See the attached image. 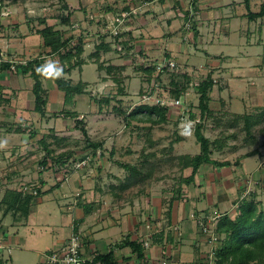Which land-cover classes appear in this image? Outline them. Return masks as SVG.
I'll use <instances>...</instances> for the list:
<instances>
[{
    "label": "rangeland",
    "instance_id": "obj_1",
    "mask_svg": "<svg viewBox=\"0 0 264 264\" xmlns=\"http://www.w3.org/2000/svg\"><path fill=\"white\" fill-rule=\"evenodd\" d=\"M191 1L0 0L1 61L13 59L21 64L37 58L43 52V39L37 31L53 26L55 30L62 31L66 37L75 36L73 45L77 44L79 37L84 36L86 45L82 58L86 64L64 76L73 84L82 81L88 85L87 94L75 96L71 102L66 103L65 94L59 92L46 75L43 81L48 92L49 103L46 108L47 117L42 118L36 112L26 110L30 104L34 105V97L31 93L32 79L19 73L18 78L14 76L15 74L12 75L18 71L15 67V69L9 70L10 75L15 77L13 79L20 81L21 88L14 90L15 87H12L14 92L10 99H6L8 102L3 101V98L0 100V123H9L7 120L11 118L15 121L11 124L18 127L25 122V126L34 127L39 135L30 139L29 133L19 135L9 131L7 126L0 125V202L5 196L8 186L24 192L30 191L31 186H40L37 184V180L42 173L49 176L52 184L50 185L51 191L43 190L42 196H47L44 198V203L38 205L37 199L34 202L35 206L38 205L39 212L46 217L43 220L46 221V224H50L49 226L42 225L43 230L34 225L13 227L9 226L13 217L9 215L4 218L10 228H8V232L4 233V236L0 234V241L4 247L10 245L12 251L9 254L7 249H3V254H1L4 258H12L7 261L8 264H46L47 251L45 250H50V247L41 241L50 239V229L55 228L51 224L62 216L61 213H58L54 214L55 220L53 217L50 218V213L53 208H56L54 204L56 206L57 204L55 202L52 204L48 200H51L50 196H59L58 184L64 181V176L68 173L62 172L64 175H61L60 181L59 171L51 167V163L46 169H43L40 162L45 153L38 140L42 136L49 135L48 142L57 154L67 150L81 153L85 142L83 133L76 127V121L64 117L63 110L77 112L78 119L84 120L90 138L103 143V149L98 151L96 157L91 155V151H86L85 153L89 154L86 164L69 168L71 173L83 172L87 178L90 177L89 181H97V188L101 191L94 193L99 197V200L105 197L103 195L111 196L112 199H109L108 196L105 197V200L100 201L102 211L112 205L115 209L116 200L118 203L123 200L121 198L132 201L136 199L135 196L142 197L140 202L146 205L147 200L143 199V195L154 191L152 189L154 187L158 189L160 198L162 193L163 196H167V193L174 189L180 174L182 176L185 173L180 170L178 165L173 164L174 162H170L171 158L187 154L195 155L200 152V145L196 142L193 134L195 120L190 118L191 113L200 118L199 95L191 87L187 94L178 101L173 94L176 87L172 86L171 81H180L179 86L182 87L185 81L182 77L183 74L190 76L191 83L203 80L209 73L213 74L216 86L211 93L210 106L215 115L212 119L207 120L204 134L212 141L220 138L222 134L225 137L232 135V138L229 139L224 149L220 151L214 149L212 158L222 162L235 163L241 156L254 150L259 151L258 155L249 157L248 168L244 169L252 175V178L248 177V179L257 183L255 195L257 196L258 191L263 189L256 178L259 179L260 176L257 169L260 166L264 169V119L261 118L264 111V20L261 19L254 23H249L247 19L242 20L239 15L247 12L244 0H236L242 2V7L237 9V17L233 16V13L228 9L216 13L218 17L221 15L225 19L220 25L214 24V18L217 16L213 17L210 13L207 16L202 11L197 14L196 27L201 30V25L204 26V28L202 27L203 35L199 36L201 38L199 40L198 36L195 37L191 23V27H188V23L185 21L184 12L189 10ZM207 1L206 3H208ZM220 1L225 2L226 0ZM263 1L253 0L252 11H258ZM63 4L68 5L72 12L71 25L61 23V16L63 14L67 16L70 11L63 10ZM127 7L132 14L122 18L121 15L128 12L125 10ZM205 7L204 5L203 8ZM232 17L236 19L226 20ZM118 33L127 34L120 39V43H116L113 38ZM130 33L131 37L135 39L134 41L128 36ZM218 33L219 36L216 37ZM100 34L104 35L105 41L112 48V51L101 54L102 60L107 65L111 64L122 68L120 72L124 88L122 95H118V87L112 80V76L108 75L106 71L100 70L95 58L91 57L95 46L101 41ZM224 34H229V36L224 37ZM140 35L146 42L144 51L147 53L141 54L134 50L135 48L129 51L123 49V43L126 42L129 43V46L135 47L133 43L138 44ZM166 50L171 54V62L175 64V68H169L160 77H157L161 71L159 69L163 66L161 64H163ZM2 54L4 58L1 56ZM45 56H47L45 65L49 61H55L59 67L62 66L58 55ZM149 66H157L150 81L149 76L144 72V69ZM5 71L0 70V74ZM156 77L159 78L158 81H155ZM25 88L27 91L21 92ZM153 90L154 93L151 94ZM19 91L23 93L19 102L22 108L18 112H13L11 102L16 104L14 100H19ZM107 95L114 96L115 99L109 106L99 107L94 99L98 100ZM116 100H121L122 103L120 104ZM158 100L161 101L160 104L169 107L168 122L165 124L153 125L148 121L135 120L127 125L123 117L114 109L115 106H121L129 112L140 104L152 105L158 103ZM233 114H250L255 119L257 117L261 119L252 129L253 141L246 140L247 134L243 130V121H240L236 128H228L229 123L233 121L231 119ZM6 118H8L6 121L3 120ZM187 128L191 134H186ZM52 134L61 140H55L51 136ZM177 135L183 138L181 140L183 142L175 143L171 147V143ZM121 163L137 166L144 173L151 171L153 176L131 190L125 192L113 190L112 186L118 188L129 175L127 170L119 166ZM225 168L227 167L221 168V172ZM224 182L225 180H222V183ZM193 183L194 181L190 184ZM111 193L112 195L120 194V198L116 199ZM168 198H170L169 195ZM236 211H233V217L236 215ZM137 213L140 216L138 220L140 224L147 220L143 210L140 212L135 209L134 216ZM150 214L152 216V212ZM32 216L35 215L32 214ZM4 219L2 211H0V220ZM76 233L74 232L73 235ZM41 235L46 238L38 237ZM73 235L70 233L68 237L71 238ZM3 239L5 241H2ZM7 240L8 242H6ZM17 241L21 246L16 244ZM41 250L45 253L38 256L37 253Z\"/></svg>",
    "mask_w": 264,
    "mask_h": 264
},
{
    "label": "trees",
    "instance_id": "obj_2",
    "mask_svg": "<svg viewBox=\"0 0 264 264\" xmlns=\"http://www.w3.org/2000/svg\"><path fill=\"white\" fill-rule=\"evenodd\" d=\"M198 1L199 0H192L190 2L189 10L184 12L185 21L186 23H191L195 37H197L199 33L195 25L197 13L199 11ZM252 1L253 0H244V5L247 11L244 17L249 23H254L261 19L264 20V1L261 3L259 10L256 12L252 11ZM62 9L66 11L70 10L66 4H63ZM125 10L129 12L128 7ZM71 15V10L67 16L63 14L61 16V23L71 25ZM37 32L43 39V52H41L37 58L27 62H22L21 64H18V61H14L13 59L2 61L0 59V70L5 71L15 67L18 70L17 73L23 74L24 76H28L32 79V94L34 97L33 111L39 114L42 118H46V108L49 103V96H47L48 92L43 81L46 75L56 86L57 90L65 94L66 103L71 102L75 96L87 94L88 85L86 83L79 81L77 84H73L72 81L67 80L64 76L71 73L74 69L81 68L84 64H86V61L82 58L86 44L84 36H81L79 37L77 44L73 45L74 40L76 39L75 36L66 37L62 31L55 30L53 26L46 27L43 30H38ZM125 35L127 34L123 35L120 33L113 38L116 43H120V39ZM99 37L101 41L95 46V51L91 54V57L95 58V62L97 63L100 70H104L108 73V75L112 76V80L118 87V95H122L124 92L122 85L123 80L120 73L122 68L112 66L111 64L107 65L106 62L102 60L101 54L112 51V48L111 45L105 41L104 35L100 34ZM132 47L133 46H129L128 42L123 43L124 50H132ZM45 55H58L60 57V64L62 65L61 68L63 71L59 77H54L43 71V67L45 66L47 58ZM1 56L4 58L3 54ZM170 61L171 54L168 53L162 62L164 66L157 77H160L169 69ZM156 69L157 66H149L144 69V72L149 76V81L155 74ZM157 77L155 78V81L159 80ZM182 77L185 79L182 87L179 86L180 81H171L172 86L176 87L173 94L176 98V101H178L187 94L191 87L194 88L199 95L198 109L200 112V118L198 116L197 118L193 113L190 114V118L195 120V124L193 125V134L196 142L200 145V152L195 155L187 154L178 158H171L170 162H174L173 164L178 165L180 170L187 168L193 169L191 176L188 178H183L180 176L178 180L179 187H181V182L185 184L192 183L200 167L203 165L210 164L215 168L230 166L231 163L229 161L222 162L214 160L212 155L214 149L219 151L224 149L227 146L229 139L232 138V135H227L225 137L224 134H222L220 138L212 141L204 134L207 120L212 119L215 115V112L210 106L211 93L216 86V81L213 78V74L209 73L206 78L196 83H191V78L187 74H183ZM152 93H154V90L151 92V94ZM113 99H115L114 96L107 95L98 100L94 99V101L99 107H102L104 105L109 106ZM2 100L8 102L6 98H3ZM116 101L120 104L122 103L121 100ZM114 109L119 113V115L123 117L127 125H130L131 122L135 120L139 122L148 121L153 125H160L168 122L169 107L160 104V102L154 103L152 105L145 103L140 104L129 112L125 111L121 106H115ZM62 115H64L66 118L75 120L76 127H78L83 133L85 140L83 151L79 153L75 150H67L57 154L56 150H54L51 144L48 142L49 135L42 136L38 142L42 146L45 154L40 162V165L43 167V169H46L49 163H51V167L55 168L57 171H63L69 174V168L75 167L77 163H86L89 157V154L85 153L86 151H91V155L96 157L99 153L98 151L103 149V143L90 138L86 130L84 120L78 119L79 114L77 112L63 110ZM261 115V118L264 119V111ZM257 118L255 119L250 114H233L231 118L233 121L229 123L228 128H236L238 123L243 121V130L247 134L246 140L248 141V139H251L253 141L254 137L252 135V129L261 121L260 118ZM0 125L7 126L9 131H13L17 134L29 133L30 139H34L39 135V132L34 127L29 128L27 126L21 125L17 127L14 124L2 122ZM51 136L54 137V134ZM54 138L57 141L61 140L58 137ZM182 139L183 138L181 136L177 135L176 139H174V141L171 143V147H173L175 143L180 142ZM258 154L259 151L254 150L251 153L241 156L240 159H246ZM119 166L127 170L129 175L125 181L118 186V188L116 186H112L113 190H120L122 192L131 190L135 186L145 183L153 176V172L149 171L144 173L141 168L131 164L121 163ZM41 183H43V181H41ZM246 188L247 187L245 186L243 193H241V196L238 199L236 215L234 217L230 214L221 215L215 226V233L219 237V241L215 250V264H264V203L263 201L259 200V195L256 196V193L245 195ZM31 191L32 192H24L15 188H8L5 196L0 202V211H2V217L6 218L10 215L13 217V225H26L30 215L31 207L34 205L35 200L42 195V187L34 186ZM35 191H37L36 194L33 193ZM176 191L178 193H175L173 198H171L168 202V218H170L169 216L171 215L172 203L174 200H177L180 197V188H178ZM85 211L86 215L91 213V206L86 205ZM1 222L2 220H0V224ZM8 228V226L6 227L1 225L0 234H3L4 236V233L8 232ZM122 247H129L134 253L138 254V257H143L141 248L136 242L126 239L119 245V248ZM95 260L104 262L106 264H115L111 253L108 255H99L95 257ZM7 261L8 260H6L4 257L0 256V264H6Z\"/></svg>",
    "mask_w": 264,
    "mask_h": 264
},
{
    "label": "crops",
    "instance_id": "obj_3",
    "mask_svg": "<svg viewBox=\"0 0 264 264\" xmlns=\"http://www.w3.org/2000/svg\"><path fill=\"white\" fill-rule=\"evenodd\" d=\"M206 1L207 0L198 1V13L202 11V13L207 16L210 13L211 16L216 17L218 15L216 13L228 9L233 13V16L237 17V9L242 7V2L236 0H226L225 2L220 0H208V3H206ZM204 5L206 6L205 8H203ZM244 15L245 14L239 15V17L244 20L246 19L243 17ZM231 19L236 18L232 17L226 20ZM223 21H225V19L221 15L214 18V24L217 23L220 25ZM202 27L204 28L203 24L201 25V30L197 27V31H201L198 33V37L203 35L202 31L204 30H202ZM128 36L131 37V33L128 34ZM218 36L219 33L216 37ZM223 36L227 37L229 34H224ZM200 39L199 37V40ZM134 40L135 39L132 38V41ZM137 43L138 44L135 43L136 45L133 43L135 46L133 49L135 48L134 50L139 51L141 54L144 53V47L146 48L144 44L146 42L142 35H140ZM166 51L164 58L168 54V50ZM8 74H11L9 70L0 74V99H9L16 88H21L20 81L13 79L15 78L14 76L18 78L19 74L12 73V75L15 74L14 76H9ZM12 87H15L14 90ZM26 89L27 88L21 92H26ZM21 92L19 91V100H14L16 104L11 103L13 112H18V110L22 108L21 105H19L23 94ZM33 109L34 105L31 104L26 107V110H32V112ZM7 119L8 118L3 120L6 121ZM7 122L14 123L15 121L10 118ZM22 126H25V122L22 123ZM182 142L183 141H181V143ZM248 161L249 158L237 160L235 163L231 162V165L222 172L221 168H215L213 165H203L195 176L193 184L181 182V187H179L177 183L174 189H172L170 193H167V196H163L164 194L162 193L161 198L158 196V194H160L158 193V189L154 187L152 188L154 191L147 192L143 195V199L147 200V202L145 201L146 205L144 203L141 204L140 201L142 197L135 196L136 199L132 201L121 198L123 200L120 203H118V200L114 203L117 208H115L116 210L112 205L105 211L101 210L100 201L102 199L105 200V197L108 196L109 199H112L111 196L109 194L108 196L103 195L104 192H102L103 194H101L105 197H101L102 199L99 200V197L94 193L101 191L97 188L96 180L89 181L90 177L87 178L83 172L79 174L70 172L68 175H65L66 177L64 176V181L58 184L59 190L57 192L59 196H50L51 200H48L51 201L52 204L54 202L57 204V206L54 204L56 208H53L50 213V218L53 217L55 220L54 214L58 213H61L62 216L58 217L60 219H56L55 222L53 221L51 224L55 228L50 229V239L47 238L48 240L46 239L41 242L50 247V250H45L47 254H49L52 252L51 250H58L64 246L70 239V237H68L70 233L73 235L74 232H77L76 234L81 236L82 249L86 258H94L99 255H108L111 253L115 264H161L163 261H166L167 264H215L214 260L211 258V253L214 249L216 250L217 244H211L209 237L202 233L198 220L200 217H208L214 212H219L221 215H232L233 211H236L238 199L246 186L247 181L245 182V180L252 176L250 172H246L245 170L248 168ZM235 169H238V171ZM192 171V168L184 169L183 172L185 175H182V177L188 178L191 176ZM62 172L63 171H59L58 173L60 174V181L61 175H64ZM183 172L180 173L183 174ZM257 172L260 176L259 179L256 178V181H258L261 188H263L258 191V198L264 203V169L260 166ZM222 180H225V182L222 183ZM37 181V184L42 187V193L43 190L46 192L51 191L50 185L52 184V180L49 179L47 174H40ZM41 181H43V183H41ZM8 188L12 187L8 186ZM32 188L34 187L31 186V189ZM178 188H180V197L172 203L171 215L169 216L170 218H168V202L173 198L176 192L175 189L177 190ZM26 189L29 190L28 188ZM142 192L144 191L142 190ZM115 194L116 193L112 195L111 193L113 197L119 199L120 194ZM168 195L170 198H168ZM46 197L47 196L41 195L37 198L36 201L39 203L38 205L43 204L45 201L44 198ZM127 203L129 204L127 205ZM38 205H33L31 207L26 225H13V221H11L9 226L26 227L28 225H34L40 228V230L44 229L42 225L49 226L50 224H46V221L43 220L46 219V217L39 212ZM86 205H90L92 208L91 213L88 215L85 214ZM142 206H145V208H142ZM135 209H138L140 212L143 210L147 216V220L143 223L141 222L142 224H140V221L138 222L140 217L138 213L134 216ZM151 212L152 216L150 214ZM32 214L35 216L33 217ZM40 222L45 224H41ZM148 224H152L153 226L151 232L147 229ZM1 225L7 227L5 219L1 222L0 228ZM38 237L46 238L43 235ZM126 239L136 242L140 246L143 257H138V254L134 253L129 247L119 248L121 242ZM146 240H149V247L143 246V242ZM2 241L5 240L3 239ZM6 242H8V240ZM16 244L21 246L19 241H17ZM9 247L12 249L10 245ZM45 251L41 250L37 255L42 256ZM6 259L10 261L12 258L6 257Z\"/></svg>",
    "mask_w": 264,
    "mask_h": 264
},
{
    "label": "built area",
    "instance_id": "obj_4",
    "mask_svg": "<svg viewBox=\"0 0 264 264\" xmlns=\"http://www.w3.org/2000/svg\"><path fill=\"white\" fill-rule=\"evenodd\" d=\"M128 14L130 15V14H132V12L131 11L130 12H124L121 15V17L126 18L128 16ZM187 25L189 27L190 23H188ZM161 65L164 66V64H161ZM163 66L161 67V69H159V67H158V69L162 70ZM169 68H172V69L175 68V64L171 61L169 62ZM158 102H161V101L158 100ZM162 105H164V104H162ZM185 132H186V134H191V131L188 128L186 129ZM85 164L86 163H84V162L78 163L75 165V168H76V166L80 167L81 165H85ZM247 184H248V187H247ZM246 187L247 188L245 191V195L250 194V193H254L255 189H256L255 187H257V183H254L251 179H248L246 182ZM33 193L36 194V192H33ZM220 217H221V213L214 212L210 216L205 217V218L200 217L198 220V223L201 227L202 233L209 237L210 243L213 245L217 244L219 241V237L215 233V226L217 224L216 222H218ZM147 229L149 232H151L153 230L152 224H148ZM143 246L149 247L150 246L149 240L144 241ZM3 249H7L9 254H11L12 249L8 246L4 247L3 243H1V241H0V256L1 257L3 254V252H2ZM211 258L213 260L215 259V249L211 253ZM46 264H106V263L95 260V257L94 258H86L84 256V252L82 249L81 236L79 234H74L66 242V244L64 246H62L60 249L54 250V251L50 252L49 254H47ZM161 264H167V262L163 261Z\"/></svg>",
    "mask_w": 264,
    "mask_h": 264
},
{
    "label": "clouds",
    "instance_id": "obj_5",
    "mask_svg": "<svg viewBox=\"0 0 264 264\" xmlns=\"http://www.w3.org/2000/svg\"><path fill=\"white\" fill-rule=\"evenodd\" d=\"M43 71L54 76L59 77L62 74L63 69L59 67L55 61H49L44 67ZM37 192V191H35Z\"/></svg>",
    "mask_w": 264,
    "mask_h": 264
}]
</instances>
